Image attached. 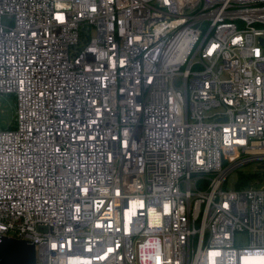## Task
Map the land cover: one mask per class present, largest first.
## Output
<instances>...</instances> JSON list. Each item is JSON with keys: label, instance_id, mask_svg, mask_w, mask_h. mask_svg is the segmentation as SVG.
Returning a JSON list of instances; mask_svg holds the SVG:
<instances>
[{"label": "built area", "instance_id": "built-area-1", "mask_svg": "<svg viewBox=\"0 0 264 264\" xmlns=\"http://www.w3.org/2000/svg\"><path fill=\"white\" fill-rule=\"evenodd\" d=\"M3 95L0 241L36 264H264V177L225 189L264 161V0H0Z\"/></svg>", "mask_w": 264, "mask_h": 264}, {"label": "rangeland", "instance_id": "rangeland-1", "mask_svg": "<svg viewBox=\"0 0 264 264\" xmlns=\"http://www.w3.org/2000/svg\"><path fill=\"white\" fill-rule=\"evenodd\" d=\"M8 21L5 19L4 24H7ZM15 117V98L13 96L3 95L0 96V128H8L14 122ZM229 162H226L227 166ZM245 176H254V177H264V161L255 162L238 168L236 171H233L227 178L225 184V189L234 190L237 187L238 182L242 177ZM238 241H241V244H248L246 236L243 234H238Z\"/></svg>", "mask_w": 264, "mask_h": 264}, {"label": "water", "instance_id": "water-1", "mask_svg": "<svg viewBox=\"0 0 264 264\" xmlns=\"http://www.w3.org/2000/svg\"><path fill=\"white\" fill-rule=\"evenodd\" d=\"M0 264H36L35 246L26 241L3 238L0 241Z\"/></svg>", "mask_w": 264, "mask_h": 264}, {"label": "trees", "instance_id": "trees-1", "mask_svg": "<svg viewBox=\"0 0 264 264\" xmlns=\"http://www.w3.org/2000/svg\"><path fill=\"white\" fill-rule=\"evenodd\" d=\"M254 177L253 176H245V177H242L241 180L238 182L237 184V189H242V188H245L247 187L250 182L252 181Z\"/></svg>", "mask_w": 264, "mask_h": 264}]
</instances>
